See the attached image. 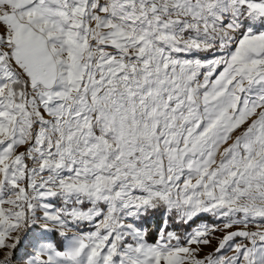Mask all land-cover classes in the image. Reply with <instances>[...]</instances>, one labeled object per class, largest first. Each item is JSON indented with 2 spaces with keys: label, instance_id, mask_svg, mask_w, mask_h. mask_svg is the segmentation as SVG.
<instances>
[{
  "label": "snow or ice",
  "instance_id": "snow-or-ice-1",
  "mask_svg": "<svg viewBox=\"0 0 264 264\" xmlns=\"http://www.w3.org/2000/svg\"><path fill=\"white\" fill-rule=\"evenodd\" d=\"M0 264H264V0H0Z\"/></svg>",
  "mask_w": 264,
  "mask_h": 264
},
{
  "label": "rangeland",
  "instance_id": "rangeland-1",
  "mask_svg": "<svg viewBox=\"0 0 264 264\" xmlns=\"http://www.w3.org/2000/svg\"><path fill=\"white\" fill-rule=\"evenodd\" d=\"M208 249H206V251H207Z\"/></svg>",
  "mask_w": 264,
  "mask_h": 264
}]
</instances>
